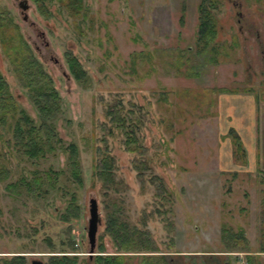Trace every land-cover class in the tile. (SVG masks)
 <instances>
[{"label": "rangeland", "instance_id": "1", "mask_svg": "<svg viewBox=\"0 0 264 264\" xmlns=\"http://www.w3.org/2000/svg\"><path fill=\"white\" fill-rule=\"evenodd\" d=\"M19 1L0 6L48 74L59 107L49 152L9 156L0 180V257L46 264L67 250L95 264L101 242V253L141 264L142 251H118L103 231L106 210L119 203L126 222L148 231L156 251L147 253L164 254L168 264H264V0L212 8L215 63L195 51L199 0H81L78 11L60 0H25L22 10ZM2 40L0 71L38 124L9 62L10 41ZM67 52L84 71L79 81ZM110 111L132 121L139 147L125 148L129 129ZM71 143L80 184L69 174ZM97 146L113 159V189L93 177ZM72 193L77 210L62 220ZM90 196L100 223L88 255Z\"/></svg>", "mask_w": 264, "mask_h": 264}, {"label": "trees", "instance_id": "2", "mask_svg": "<svg viewBox=\"0 0 264 264\" xmlns=\"http://www.w3.org/2000/svg\"><path fill=\"white\" fill-rule=\"evenodd\" d=\"M39 3L42 0H36ZM220 0H199L197 3V28L195 51L198 54H206L208 62L215 63L218 57V44L215 38V20L212 8L216 7ZM62 5L67 8L77 9L81 7V0H60ZM2 38H4L2 40ZM0 39L10 41L7 56L12 70H14L20 83L26 87L29 97L37 108L39 122L35 124L33 119L17 104L15 96L12 94L8 83L0 71V180L4 179L8 173V162L13 151L27 155L28 158L43 157L50 151L51 145L49 139L52 133V120L58 111L59 99L54 90L48 74L43 69L39 60L34 56L27 43L14 28L11 18L7 12L0 6ZM68 53V52H67ZM66 62L69 70L77 81L84 76V71L79 66L77 59L68 53ZM113 119L119 121L117 126L128 127L124 130L125 148L133 151L138 146L136 137L133 135L134 129L132 121L123 124L125 118L115 111H110ZM132 119V118H131ZM76 147L73 143L69 144V174L80 184L81 177L77 167L75 157ZM95 160L92 165V174L102 188L113 189L116 183L114 179V163L111 156L105 149V146H97L95 150ZM142 161L134 160L133 165L140 170L143 167ZM57 174V173H55ZM33 181L40 182L38 174L33 175ZM41 183V182H40ZM39 186H41L39 184ZM38 186V188H40ZM31 188V186H30ZM77 206L74 202V194L69 198V204L62 212V220L68 216H74ZM103 231L110 237L114 248L118 251H135L140 254L141 264H168L164 254L147 253V251H156V247L151 244L148 238V231L141 230L129 224L121 217L120 204L115 203L106 210L104 215ZM58 254H50L46 264H90V262L81 263L76 254H68L67 250H60ZM103 244H97V253L93 254L92 262L95 264H123L126 255L124 253H101ZM0 264H24L22 254H13L8 257H0Z\"/></svg>", "mask_w": 264, "mask_h": 264}, {"label": "water", "instance_id": "3", "mask_svg": "<svg viewBox=\"0 0 264 264\" xmlns=\"http://www.w3.org/2000/svg\"><path fill=\"white\" fill-rule=\"evenodd\" d=\"M19 7L22 10H25L28 7V4L25 0H20L18 3ZM23 19L26 18L24 13L22 16ZM100 223V214L97 208V201L94 196L88 198L87 203V217H86V238L88 242V255L93 254L95 247V235L97 231V226ZM30 264H43L39 258H31L29 261Z\"/></svg>", "mask_w": 264, "mask_h": 264}, {"label": "flooded vegetation", "instance_id": "4", "mask_svg": "<svg viewBox=\"0 0 264 264\" xmlns=\"http://www.w3.org/2000/svg\"><path fill=\"white\" fill-rule=\"evenodd\" d=\"M40 34L42 35V32H40Z\"/></svg>", "mask_w": 264, "mask_h": 264}]
</instances>
